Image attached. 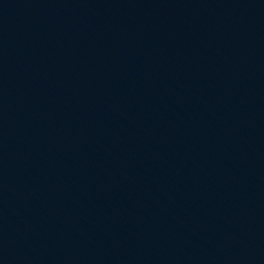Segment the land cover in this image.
<instances>
[{
  "label": "water",
  "instance_id": "water-1",
  "mask_svg": "<svg viewBox=\"0 0 264 264\" xmlns=\"http://www.w3.org/2000/svg\"><path fill=\"white\" fill-rule=\"evenodd\" d=\"M0 264H264V0H0Z\"/></svg>",
  "mask_w": 264,
  "mask_h": 264
}]
</instances>
